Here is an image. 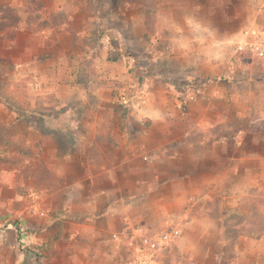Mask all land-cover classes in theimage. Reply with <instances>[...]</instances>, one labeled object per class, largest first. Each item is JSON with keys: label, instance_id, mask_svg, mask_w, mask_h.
I'll list each match as a JSON object with an SVG mask.
<instances>
[{"label": "crops", "instance_id": "0c3cea01", "mask_svg": "<svg viewBox=\"0 0 264 264\" xmlns=\"http://www.w3.org/2000/svg\"><path fill=\"white\" fill-rule=\"evenodd\" d=\"M48 1L33 18L27 0H0V126L10 119L21 133L11 139L23 154L11 157L27 168L23 177L11 169L12 192H0V264H20L21 242L47 264H109L112 256H89L88 246L108 245L109 220L123 226L132 198L165 189L184 212L178 264H264V129L250 128L264 121V57L235 47L264 26V0H127L123 28L111 25L103 0ZM132 5L129 27L122 15ZM132 32L152 38L150 66L124 62L127 49L140 51L126 39ZM137 84L142 105L116 102ZM229 118L249 127L222 125ZM254 214L263 223H251ZM229 228L245 231L231 239Z\"/></svg>", "mask_w": 264, "mask_h": 264}, {"label": "rangeland", "instance_id": "374dc122", "mask_svg": "<svg viewBox=\"0 0 264 264\" xmlns=\"http://www.w3.org/2000/svg\"><path fill=\"white\" fill-rule=\"evenodd\" d=\"M49 4L50 2L48 0H46ZM66 1V0H65ZM127 0H103L104 3H106V6H104L103 8V13H105V15H111L114 19V22L111 23L112 26L115 27H120L123 28L122 25V21L121 19H119L118 14L121 13V8L123 7V4L126 2ZM131 1V0H129ZM133 1H143V0H133ZM27 2L31 3L30 5L33 6L35 8L34 13L33 14H37L34 15L33 18H39L40 17V13L38 12V10L40 9L42 11L43 8H45V10L43 11H47L48 9H51V5L46 4V2H41V0H27ZM43 3V4H42ZM133 9H130V7H126L125 8V14H123L122 16H124V18H126V24L131 27V20L130 17L134 18L133 16H131L132 14H134L136 12V7L135 5H132ZM142 9H144V11H146L148 8L146 7H141ZM91 10V8H88ZM93 9V8H92ZM7 16H11V18H14L13 13H9L6 14ZM50 21H52V23L57 21V17L54 16L53 14L51 16H49ZM149 23L151 24L152 21L149 20ZM47 24V23H46ZM259 26V27H258ZM256 28H254L253 30L244 32L243 35V43L241 41V43L239 44H235L236 50L239 51V54H250L251 56H254V58H263L264 57V26L262 25H258ZM149 28H152V26H149ZM127 31V30H126ZM131 34H133V36H129L126 39H129L130 42L132 43H136L138 44L140 47V51L139 52H133V50L131 51L130 49H127L124 53H123V60L126 63L128 69H133V67L135 65H137V61L139 63H143L144 65L147 64L148 66L151 65V63L149 62L151 60V57H153L154 52H150V48L148 47L149 45L152 44V38L149 37V35L146 36V33L144 35L143 38H137L135 37V32H132ZM251 36V37H250ZM251 38V39H250ZM116 39L113 38V41H115ZM87 43V45L91 44L92 41H85ZM240 42V41H239ZM254 44L255 45V49L254 51H250L249 48L247 47L248 44ZM113 44L115 45L116 42H113ZM256 46L263 51V55H258L259 49H256ZM149 48V49H148ZM86 55L88 57H90V60L92 58L93 55H91L90 53L86 52ZM113 58V56H111V59ZM86 62H88L86 60ZM162 64V63H160ZM152 68V67H151ZM150 68V69H151ZM159 73L160 75H165V71L162 70L161 68H159ZM90 71H88L87 74H90L92 79L95 78V71L96 70H92L89 69ZM148 75H145L144 77H147ZM84 78H81V81H83ZM24 87L25 85H21L20 87H18V91H20L21 93L24 92ZM0 88L2 90H5L7 88V85L5 82H1L0 83ZM141 89L140 86L135 85V89H130V91H121L117 92V100L116 102L120 103L123 106H127V105H132V103H134V105L140 106L142 105V101H141V92H139ZM186 94H181L180 96L177 97L178 101H179V106L183 109V107L185 106V99H186ZM6 103H9L8 101ZM5 117L1 116V121H4ZM118 120V119H116ZM10 119H6V123L2 124L0 126V151L1 154H4V158L0 159V181L2 180V183H0V192H5V194H7L6 192H12L9 191L7 185L9 183H14V180L12 177H10V170H14L19 173V175L21 177L24 176V170L27 169L25 168V166H23L22 164H18L15 165L13 161L15 159V156L11 157V154H23V150L19 148V146L17 145V143L13 142L11 139V136H13L14 133H20L19 131H16L15 129H12V131L15 130L14 133H11V128H12V124H9ZM115 123H119V122H115ZM264 121H260L258 120V122L251 124L250 128L252 127H257V128H261L260 130H263V124ZM9 124V125H8ZM222 125L225 126H230L231 128H236L238 129L240 126L248 128V122L247 119L245 120H240L238 118H229L226 119V122H224ZM224 135H228L230 136L232 133L229 132H223ZM21 138V133L20 134H16V136H18ZM232 136V135H231ZM16 155V156H17ZM136 167V166H135ZM135 167H132L135 168ZM165 166H160V172H163L162 170L164 169L165 171ZM171 168H174L173 165H171ZM119 170V169H118ZM117 170V171H118ZM158 170V168H157ZM116 171V173H117ZM114 171H113V176H114ZM39 178V177H36ZM41 183L40 179L35 180V184L39 187ZM22 192H30L27 191V189L25 188V190H21ZM38 191V190H37ZM256 191H258L256 189ZM151 193V194H149ZM171 195V194H170ZM171 197V196H170ZM5 200L7 199V195L5 197H3ZM140 198H132L131 202L133 204V207L131 208H127L126 213L128 218L125 220L124 225L117 228V226L115 227V225L117 224V219H115V215L112 216V218L109 220V225L113 226L112 231H110L107 236L103 237L106 242H108V245H106L105 247L101 248V250L96 249V246H88V249L90 250L89 252H87V254L93 255V257L96 256V251L97 256L98 257L99 254L101 253H105L106 255H110L112 256L111 259V263L109 264H123V261L126 259L127 255H128V250H127V235L132 231V229L136 228V227H143L144 231L147 232L148 234H152V233H156L160 230L163 229H169V228H174L177 229L179 232H181V224L183 221V214L184 212H175L173 210H175L174 207H171V201H172V197L169 198L168 197V192L165 189L163 192H145L144 193V198L143 200H139ZM213 206L214 203L212 201H208L205 203L204 210H213ZM21 205L16 203V209L20 210ZM124 211V208H122ZM173 209V210H172ZM188 209V207L186 208V210ZM118 212H122V210L119 208V206H117L115 208V214H117ZM78 214V213H77ZM4 216V215H3ZM253 219L251 220L252 222H259L261 223L262 220L259 219V216H257V214H254ZM82 220V219H81ZM80 220V221H81ZM227 220H231L234 221V223H240L243 218L238 217V216H229L227 217ZM67 223V222H66ZM250 223V222H249ZM263 223V222H262ZM10 224H12L13 226H15L17 232L19 233L18 236V240H20V238L22 237V233H24L26 230L23 228L19 217H17L16 219H14L12 222H10ZM245 230H234L232 228H229L227 230V236L230 237L231 239H235L238 235L239 232H242ZM180 234V233H179ZM223 236H225V234H223ZM99 238H102V235H100ZM118 238V239H117ZM180 236L177 238L176 243L179 241ZM95 239V238H94ZM97 239V238H96ZM125 242L127 243V246L125 245ZM176 243L174 245L171 246V249L169 250V252L166 254L164 261L162 262V264H178L179 260H176L179 256V250H177L176 247ZM18 250L21 252L20 255H22V259L20 261V264H47L46 260H44L45 256L42 250L40 249H30L29 247L24 246V244L18 243ZM86 249V246L84 248V251ZM227 250V249H226ZM230 252V250H229ZM111 258V257H110ZM171 259V261H170ZM79 264H104L101 260H97V259H88V261H84L82 262L79 261ZM182 263V262H180ZM107 264V263H106Z\"/></svg>", "mask_w": 264, "mask_h": 264}, {"label": "built area", "instance_id": "2783aa9c", "mask_svg": "<svg viewBox=\"0 0 264 264\" xmlns=\"http://www.w3.org/2000/svg\"><path fill=\"white\" fill-rule=\"evenodd\" d=\"M250 51H254L255 45H247ZM256 49L259 48L256 46ZM258 55H263L259 49ZM177 229H163L156 233L148 234L143 227H136L127 235L128 255L123 264H162L171 246L180 236ZM118 239V238H117Z\"/></svg>", "mask_w": 264, "mask_h": 264}]
</instances>
